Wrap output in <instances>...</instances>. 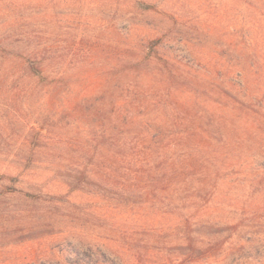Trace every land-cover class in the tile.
<instances>
[{"label":"rangeland","instance_id":"rangeland-1","mask_svg":"<svg viewBox=\"0 0 264 264\" xmlns=\"http://www.w3.org/2000/svg\"><path fill=\"white\" fill-rule=\"evenodd\" d=\"M0 1V264H264V0Z\"/></svg>","mask_w":264,"mask_h":264},{"label":"trees","instance_id":"trees-1","mask_svg":"<svg viewBox=\"0 0 264 264\" xmlns=\"http://www.w3.org/2000/svg\"><path fill=\"white\" fill-rule=\"evenodd\" d=\"M241 1V0H239ZM249 1L248 6L251 8H254V5H252L251 0H244ZM0 5H2V2L0 1ZM1 11V7H0ZM160 142H135L130 144L132 147V156L128 157L127 159H119V152L126 148V144H118L116 141L112 144L114 148V157H116L117 162H124V160H127V164L132 168H146L148 170H154L153 172H156L157 177L152 178V174L147 177L145 180V186L144 187H154V186H161L162 189H169L172 187V185H175L177 183H180L181 185L185 183L191 182L193 179L191 177V174L188 172L186 173H178L175 170L176 164L174 163L173 159H170L169 157H159L156 155V152L160 149L159 148ZM193 160V159H191ZM130 163V164H129ZM192 163V162H191ZM190 163V166H191ZM181 164L186 165V161H182ZM199 178V182L205 183L206 179L209 178V175L205 173H201ZM181 177V179H180ZM206 190H202L201 188L195 189L192 191V195H195L198 197V202L200 203V207L206 208V203L208 198H206L207 194L210 193L209 190L205 192ZM211 196V195H210ZM194 264H200L198 263V257H195V259L192 261ZM77 264V263H75Z\"/></svg>","mask_w":264,"mask_h":264}]
</instances>
